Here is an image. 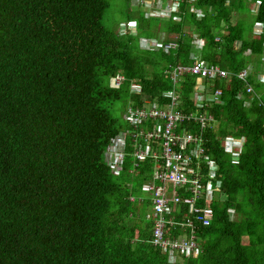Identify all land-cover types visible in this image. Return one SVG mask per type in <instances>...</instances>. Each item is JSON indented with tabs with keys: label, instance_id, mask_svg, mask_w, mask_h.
Here are the masks:
<instances>
[{
	"label": "trees",
	"instance_id": "obj_1",
	"mask_svg": "<svg viewBox=\"0 0 264 264\" xmlns=\"http://www.w3.org/2000/svg\"><path fill=\"white\" fill-rule=\"evenodd\" d=\"M124 1L111 28L102 22L106 0H0V264H264V79L256 77L264 0H252L260 31L247 38L241 23L230 22L238 0H175L164 7L166 19ZM140 38L158 43L144 47ZM168 41L175 46L163 49ZM190 52L227 75L178 81L187 111L194 84L220 89L219 102L206 107L203 151L189 163L200 171L208 160L216 164L218 191L195 201L211 209L208 223L186 224L185 204L163 213L162 238L193 237L194 246L180 253L153 243L152 196L137 195L156 181L153 160L132 169L125 136L114 171L107 150L130 129L128 108L144 99L162 107L165 70L189 63ZM115 74L122 78L111 87ZM232 138L236 159L223 143ZM141 205L150 206L144 215Z\"/></svg>",
	"mask_w": 264,
	"mask_h": 264
},
{
	"label": "built area",
	"instance_id": "obj_2",
	"mask_svg": "<svg viewBox=\"0 0 264 264\" xmlns=\"http://www.w3.org/2000/svg\"><path fill=\"white\" fill-rule=\"evenodd\" d=\"M169 1L170 7L176 3L175 0ZM157 9L160 14L164 11L161 8V3ZM172 45V42H166L164 48ZM167 72L173 82L172 86L176 82L177 76L181 73L199 75L207 79L225 77L227 75V72L217 65L200 62H193L187 66L175 65ZM246 73L245 70H240L236 75L239 79L244 80ZM121 78L120 75L115 74L109 77L108 83L111 87H118ZM249 90L250 87L247 85L246 91ZM166 92L163 97H169L171 102L177 99V95L173 90ZM215 93H219V90H216ZM199 99L211 100V96L209 93L202 92L197 96V100ZM151 106L128 108L126 110L123 117L129 123L130 129L119 132L118 135L110 139V146L107 150L109 154L108 161L114 171L120 167L119 163L125 155V151H123L125 136L131 138V142L128 145L132 149L129 154L131 156L130 164L132 169L136 168L146 157H150L153 160L152 177L156 181L149 182L146 185L148 192L152 196L154 217L153 243L159 244L164 249H177L178 252L185 253L194 246L192 235L189 238L182 236L171 240L162 238V229L164 224H166L163 213L171 211L176 204H185L187 209L186 224L191 223V220L202 224L208 223L211 209L209 207H197L195 206V201L197 197L202 196L209 200L213 192L218 191L220 181L216 177V164L208 160L206 167L200 171L199 168L191 167L189 163L193 157L199 156L203 151L201 129L205 120H209L210 117L197 116L192 118L195 125L199 126V130L194 134L195 131L191 132L188 126H179L182 121L190 123L189 119L191 117L188 114L178 111H167V109L154 104ZM152 143L156 145V149L151 145ZM223 143L225 147L231 149L238 147L237 140L224 139ZM233 153L236 152L233 150ZM166 186L168 189H166ZM167 191L170 195H165ZM179 191L182 193L181 196ZM184 192H187L188 195H185ZM228 211L232 213L231 209H228Z\"/></svg>",
	"mask_w": 264,
	"mask_h": 264
},
{
	"label": "rangeland",
	"instance_id": "obj_3",
	"mask_svg": "<svg viewBox=\"0 0 264 264\" xmlns=\"http://www.w3.org/2000/svg\"><path fill=\"white\" fill-rule=\"evenodd\" d=\"M107 1V8H106V13L102 19V22L105 26L107 27H114V25L121 20V14H120V10L125 9L126 8V3L124 0H106ZM133 1H137V0H131ZM140 3L139 4V9L140 10H144V14L145 16H149V15H154V16H159L163 19L167 18V14H168V10L164 9V7H167L170 4L169 0H164L163 2V7H161L162 9H164V11L162 12V14H160V12L158 11L157 7L160 6V2L159 0H154V2L152 3V0H138ZM130 8H132V6L130 5ZM255 9V2L252 0H238L235 5H233V8L231 9L230 12V22L231 23H241L242 24V29L241 31H243L244 29V34L243 37L247 38L249 35H251L252 33H258L260 31V28L256 27L255 23L252 24V14L253 11ZM240 24V25H241ZM251 24V25H250ZM128 29V28H127ZM130 32L133 31L134 29L131 27L130 29H128ZM249 30V31H248ZM160 35H162V33L156 32ZM243 33V32H242ZM157 34V36H159ZM155 43L157 44V40L156 39H143L140 38L139 39V44L141 46L147 47L150 46L152 47L153 44L155 45ZM237 42H234V47L236 48L237 46ZM165 46V44L163 45ZM243 54H248L247 49L242 51ZM262 63L264 61V46L262 49ZM262 63L260 65H262ZM172 66H175V64H173ZM171 65H169L167 67V71L171 70ZM249 67L248 64H246L243 69L246 70ZM263 69H264V63H263ZM261 67V69H262ZM242 71V70H241ZM261 75H264L263 73H261ZM256 76L260 77L261 76L259 74H257ZM131 90H135L138 91V87L136 85H132ZM165 93H167L166 91L162 92L163 95H165ZM233 140H237L236 138H232ZM236 152V151H235ZM233 157L236 159L237 158V153H233L232 154ZM167 189V186H166ZM148 193L145 189H141L140 192L138 191L137 195L142 197V198H146L148 197ZM185 195H188L187 192H184ZM134 207L136 209V216L137 219H139V202L137 201V197L134 201ZM141 207L143 209L140 210L141 215L143 213L148 211L150 209L149 205H141ZM143 218V216H142ZM145 218V217H144ZM145 220V219H144ZM244 238V237H243Z\"/></svg>",
	"mask_w": 264,
	"mask_h": 264
},
{
	"label": "crops",
	"instance_id": "obj_4",
	"mask_svg": "<svg viewBox=\"0 0 264 264\" xmlns=\"http://www.w3.org/2000/svg\"><path fill=\"white\" fill-rule=\"evenodd\" d=\"M199 15V14H198ZM168 17V16H167ZM255 34V33H253ZM168 42H172V41H168ZM173 45L171 47H168V48H164L163 49H169V48H173L175 46V43L172 42ZM197 44V43H195ZM188 58L190 59L189 60V63H186V64H176V65H182V66H187V65H190L192 64L193 62H200V63H203V60L200 59L198 56H195V54L192 52H190L188 54ZM215 65V64H213ZM263 63L262 65L259 67V71L257 74H259L261 76L262 79H264V75H261V73L264 74V69H263ZM262 67V69H261ZM248 69L250 70V64H249V67ZM165 73H167V70H165ZM183 74H189V73H181L177 76V80L176 82L173 84V86L171 85L173 82L171 81V78L170 76L168 75V73L166 74L167 76V79H168V84H169V88L166 90V91H169V90H173L176 95H177V99H175L173 102L170 101V98L169 97H164L166 98L165 99V103L162 105V108L163 109H167V111H178V112H182V113H185V114H188V116H190L191 118L189 119L190 123L194 126V128L192 129V126H188V128L191 130V132H194V134H196V131L199 130V126H196L195 125V122H193L192 118L193 117H197V116H205V117H210L211 118V115L206 111V107L208 106L209 103H218L219 102V99H218V96L220 94V89L219 88H214L212 87L211 85H208V82L201 84L200 82H198V84H194V89L192 90L191 92V109H189V111L187 110H183L180 106V102L181 100H179L180 98V94H179V91H178V88H177V85H178V81H180V78ZM190 75H193L195 76L196 78H201V79H206L205 77H202V76H199V75H194V74H190ZM226 77V76H225ZM225 77H212L210 80L212 79H217V78H225ZM257 78H260L258 76H256ZM250 87V86H249ZM247 88V85H245V90ZM216 90H219V93H215ZM251 91V88L249 90V92ZM202 92H206V93H209L210 96H211V100L209 99H199L197 100V96L202 93ZM248 92V91H247ZM144 105L143 106H138V107H152L151 103L147 102L146 99H144ZM155 105V103H154ZM264 110V109H263ZM126 120V119H125ZM204 128V126L202 127V129ZM201 129V130H202ZM168 189V187H167Z\"/></svg>",
	"mask_w": 264,
	"mask_h": 264
},
{
	"label": "clouds",
	"instance_id": "obj_5",
	"mask_svg": "<svg viewBox=\"0 0 264 264\" xmlns=\"http://www.w3.org/2000/svg\"><path fill=\"white\" fill-rule=\"evenodd\" d=\"M256 25V27H258V28H260V23H257V22H254ZM176 65V64H175ZM219 67V66H218ZM241 70H244V69H241ZM240 71V70H239ZM238 71V72H239ZM246 72H248L249 71V69L247 68L246 70H245ZM121 76V75H120ZM238 141V140H237ZM234 151H236V149L234 150ZM236 153H237V151H236Z\"/></svg>",
	"mask_w": 264,
	"mask_h": 264
}]
</instances>
